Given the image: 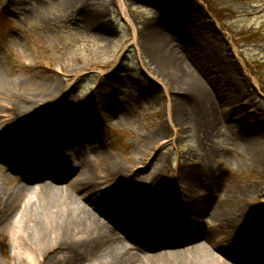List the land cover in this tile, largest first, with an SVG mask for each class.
<instances>
[{
    "label": "bare ground",
    "instance_id": "6f19581e",
    "mask_svg": "<svg viewBox=\"0 0 264 264\" xmlns=\"http://www.w3.org/2000/svg\"><path fill=\"white\" fill-rule=\"evenodd\" d=\"M76 1L64 3L70 7ZM142 42L164 78L162 83L170 84L166 90L178 134L197 131L206 141L217 137L230 119L233 122L230 112L220 121L211 103L216 97L221 104H235L237 94L245 96L246 87L234 70L230 52L215 54L198 38L177 32L168 36L157 25L143 33ZM117 72L114 68L107 74ZM16 86L17 81L0 64V231L11 234L13 264H264V236L259 239L255 233L264 226V207L247 205L249 211H237L239 218L228 216L222 204L214 203L196 184L199 177L211 176L201 157L183 171L180 188L163 181L156 169L150 181L145 177L136 189L131 186L136 166L126 171L94 140L87 112L93 104L73 103L62 121L46 123L42 115L52 104L37 108L34 100L14 95ZM58 86L55 81L48 84L38 99L56 94ZM201 102L209 109L201 110ZM111 105L109 100L100 101L114 115ZM39 109L42 112L37 115ZM253 128L261 131L244 139V146L255 162L264 165V128L250 126L248 131ZM164 135L165 128L157 132L155 141ZM62 145L70 146L64 154L60 151L66 148L59 150ZM87 152L94 158L82 155ZM38 153L43 154L42 164ZM43 167L45 172L38 173ZM12 175L20 177L15 185H11ZM34 182L39 186H33ZM92 201L99 209L93 208ZM142 210L157 213L159 219H149ZM206 217L210 225L205 230L200 221ZM249 240L251 248L243 252L239 244ZM2 256L0 264H6L3 250Z\"/></svg>",
    "mask_w": 264,
    "mask_h": 264
},
{
    "label": "rangeland",
    "instance_id": "374dc122",
    "mask_svg": "<svg viewBox=\"0 0 264 264\" xmlns=\"http://www.w3.org/2000/svg\"><path fill=\"white\" fill-rule=\"evenodd\" d=\"M76 2L67 7L64 0H0V64L17 81L14 95L34 100L37 108L52 104L54 110L44 115L48 123L63 120L73 103L93 104L87 112L94 140L126 171L136 166L139 173L132 185L137 188L145 177L150 181V173L156 169L163 181L180 188L183 171L201 157L211 176L199 177L196 184L214 203L222 204L228 216L239 218L237 211H249L247 205L259 208L264 201V165L254 161L243 141L261 131L253 128L250 132L255 133L250 134V126L264 128V0ZM213 3L216 13L211 9ZM151 25L168 36L177 32L198 38L213 53L230 52L233 57L234 70L246 87L245 96L237 94L235 104H221L213 94L211 103L220 121L228 112L233 120L223 124L217 137L203 141L197 131L178 134L166 90L170 84L162 83L164 78L142 42ZM114 68L117 74L109 76ZM53 81L60 91L45 95L44 101L38 99ZM101 100L112 102L114 115L100 106ZM198 106L209 109L205 102ZM41 112L39 109L37 115ZM163 128L165 135L155 141ZM214 173L222 179H216ZM10 181L15 185L19 180L12 177ZM209 221L206 217L200 223ZM258 231L262 234L264 228ZM2 250L6 264H13L15 250L7 230L0 231L4 262Z\"/></svg>",
    "mask_w": 264,
    "mask_h": 264
},
{
    "label": "trees",
    "instance_id": "16d2710c",
    "mask_svg": "<svg viewBox=\"0 0 264 264\" xmlns=\"http://www.w3.org/2000/svg\"><path fill=\"white\" fill-rule=\"evenodd\" d=\"M222 1V0H221Z\"/></svg>",
    "mask_w": 264,
    "mask_h": 264
}]
</instances>
